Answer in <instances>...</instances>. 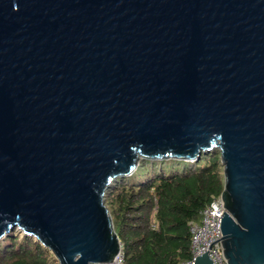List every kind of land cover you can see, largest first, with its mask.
Instances as JSON below:
<instances>
[{
	"label": "water",
	"instance_id": "1",
	"mask_svg": "<svg viewBox=\"0 0 264 264\" xmlns=\"http://www.w3.org/2000/svg\"><path fill=\"white\" fill-rule=\"evenodd\" d=\"M212 148L223 256L264 264V0H0V239L110 264L113 182Z\"/></svg>",
	"mask_w": 264,
	"mask_h": 264
},
{
	"label": "trees",
	"instance_id": "2",
	"mask_svg": "<svg viewBox=\"0 0 264 264\" xmlns=\"http://www.w3.org/2000/svg\"><path fill=\"white\" fill-rule=\"evenodd\" d=\"M137 177V179H134ZM216 149L198 159L146 160L105 194L125 264H178L189 258V222L220 194ZM16 231L0 239V264H57L39 242Z\"/></svg>",
	"mask_w": 264,
	"mask_h": 264
},
{
	"label": "built area",
	"instance_id": "3",
	"mask_svg": "<svg viewBox=\"0 0 264 264\" xmlns=\"http://www.w3.org/2000/svg\"><path fill=\"white\" fill-rule=\"evenodd\" d=\"M223 211L225 212V207L219 194L200 210L199 220L189 222L190 256L178 264H193L196 257L203 253L207 254L211 264H228L223 256L220 238L222 237L220 214ZM110 264H125L120 241L119 250Z\"/></svg>",
	"mask_w": 264,
	"mask_h": 264
},
{
	"label": "rangeland",
	"instance_id": "4",
	"mask_svg": "<svg viewBox=\"0 0 264 264\" xmlns=\"http://www.w3.org/2000/svg\"><path fill=\"white\" fill-rule=\"evenodd\" d=\"M212 149H213V148H212ZM212 149H211V150H212ZM141 161H142V160H139V162H141ZM139 162H138V163H139ZM134 179H137V177H135ZM14 231H16L15 233H18V235H21V232H20V231H18V230H14ZM54 260H55V259H54ZM55 261H56V260H55Z\"/></svg>",
	"mask_w": 264,
	"mask_h": 264
}]
</instances>
